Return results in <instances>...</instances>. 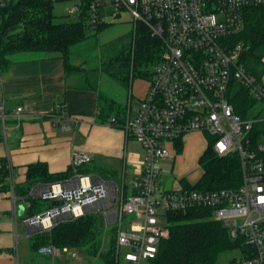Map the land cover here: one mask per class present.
<instances>
[{"label":"built area","instance_id":"1","mask_svg":"<svg viewBox=\"0 0 264 264\" xmlns=\"http://www.w3.org/2000/svg\"><path fill=\"white\" fill-rule=\"evenodd\" d=\"M12 1L0 0V6ZM48 1L64 3L67 15L94 29L128 12L135 30L139 23L143 24L161 40L163 48L145 95L136 99V106L130 95L123 111L108 119L121 126L127 136L138 139L146 152L141 172L133 177L131 191H125V174L120 179H107L78 172V166L91 162L93 156L74 152L73 175L34 185L29 190L31 197L49 202L45 209L21 220L30 233L36 229L49 231L61 220L98 211L106 224H117V264L122 255L126 264H152L161 241L170 233L167 213L203 209L209 212L208 217L223 222L232 239H241L245 245L231 264H264V113H238L231 100L236 83L255 100L264 99L262 78L243 64L244 57L239 58L245 50L243 44L233 41L244 26V9L264 4V0ZM23 109L24 105L17 106L14 114L20 115ZM8 113L3 97L0 122L5 128ZM81 120V116L70 114L63 128H73ZM191 132L206 135L205 149L212 141L217 155L240 157L241 178L237 186L198 187L204 172L199 162V178L179 176L180 187H175L174 178L172 188L165 189L169 177L164 183L159 180L161 161H174L184 136ZM6 165L17 221L14 171L8 160ZM53 200L58 203L50 206ZM126 214H134V218L124 228ZM67 249L49 243L38 251L54 258ZM14 251L18 264L17 248Z\"/></svg>","mask_w":264,"mask_h":264},{"label":"trees","instance_id":"2","mask_svg":"<svg viewBox=\"0 0 264 264\" xmlns=\"http://www.w3.org/2000/svg\"><path fill=\"white\" fill-rule=\"evenodd\" d=\"M53 7L54 4L48 0H14L0 6V70L8 69L13 63L12 55L21 51L45 52L31 57H60L64 61L66 74L76 77L75 87L98 91L100 103L98 117L109 119L112 114L121 113L124 109L122 105L99 91L101 69L127 86H130L136 77H150L147 74L152 76V73L143 70L160 58L163 48L161 40L149 28L138 27L133 43H126L122 39L115 41L112 45L113 53L102 60L101 68L90 67L87 60L76 50V46L86 40L88 28L79 20L57 21ZM233 41L243 44L246 50L245 65L248 70L262 78L264 4L244 9V26L233 36ZM236 86L231 100L236 112L246 114L247 108L244 103L249 92L238 83ZM2 139L3 135L0 134V141ZM212 143L209 142L199 158L204 172L198 187L220 189L237 186L241 178L240 157L236 154L219 156ZM181 146L178 148L180 151ZM1 162L0 182H4L9 170L6 165L7 159H1ZM97 168L101 169V173L95 170ZM77 171L97 173L103 178H106L102 174L104 171H109L106 173L114 178L119 176L117 170L93 164L92 161L78 166ZM73 174L72 165L66 171L51 173L44 162L29 164L26 183L16 185L15 188L20 200L30 202L24 216L35 214L49 206L48 201L29 195V190L34 185L64 180ZM127 190L126 187L125 191ZM208 215L209 212L203 209L168 212L170 233L161 241L152 264H214L223 251L242 250L245 247L241 239L230 237L223 222ZM104 229L105 223L99 212L89 211L77 218L61 220L49 231L39 229L31 231L30 245L32 248L49 243L61 247L87 245L89 253L100 254L103 257L104 264H117L114 253L115 235L112 236L111 247L107 251L102 250L106 234Z\"/></svg>","mask_w":264,"mask_h":264},{"label":"crops","instance_id":"3","mask_svg":"<svg viewBox=\"0 0 264 264\" xmlns=\"http://www.w3.org/2000/svg\"><path fill=\"white\" fill-rule=\"evenodd\" d=\"M1 76L0 99H6L9 130L6 123L4 140L0 141V166L4 158L11 163L15 188L26 183L29 164L44 162L51 173L63 172L72 165L74 152L90 153L92 162L117 170L118 175L119 167L123 169L122 175H126L129 165L135 169L134 173L141 172L144 158L140 160L131 148L136 138L127 136L121 126L109 123L106 117H98V91L75 87L76 77L66 74L62 58L19 57L13 60L8 69L1 71ZM140 78L134 79L130 85L132 97L140 98L147 91L148 81ZM19 105H24V109L20 115H16L14 112ZM70 114L79 115L82 120L73 128L64 129L63 125ZM204 135L201 132L190 133V140L186 142L189 144L187 151L179 164L180 170L196 159L199 162L206 147L202 140L206 137ZM184 145L185 142L182 149ZM120 178V175L107 177ZM15 195L17 221H14V201L9 180L0 182V264H16L14 250L17 248L19 253V239L23 230H19V224L28 201L20 200L16 191ZM22 224L29 236V228Z\"/></svg>","mask_w":264,"mask_h":264},{"label":"rangeland","instance_id":"4","mask_svg":"<svg viewBox=\"0 0 264 264\" xmlns=\"http://www.w3.org/2000/svg\"><path fill=\"white\" fill-rule=\"evenodd\" d=\"M64 3L58 2L54 4L53 11L56 15L57 21H66V20H73L69 15H67ZM110 19V18H109ZM144 26L143 24L139 23L138 27ZM88 36L85 41L79 43L76 46V50L81 54L82 58L87 60V64L90 67H100L102 60L106 59L110 54L113 53L112 45L115 41L124 42H131L133 43L135 38V22L132 16L128 12H123L121 15L112 17V20H109L107 24H103L98 29L88 28ZM45 52H32V51H21L17 52L12 55V59H16L19 57H27L31 55H39L44 54ZM159 60V59H158ZM156 61L154 64H149L146 66L143 71H147L146 73H153V69ZM243 64H246V59H242ZM87 64L85 66H87ZM101 68V67H100ZM145 73V72H144ZM150 77L146 76H139L136 79H146L149 81L151 79V75L147 74ZM262 81L264 82V73L262 75ZM237 83L234 85L233 90L231 92V99L232 95L235 93L237 89ZM99 91L110 96L115 100L117 104H122V107L125 108L128 104V98L130 96V86L124 85L117 79L110 76L107 72L102 71L100 73V80H99ZM135 96H133V105L136 106ZM139 99V98H137ZM244 105L246 106V110H251L252 112H261L264 113V99L262 100H255L249 94L245 99ZM264 126V124H263ZM7 127L9 130V122L7 123ZM5 127L0 122V133L2 135L5 134ZM5 136V135H4ZM190 133L184 136L185 145L179 155L176 156L175 160L172 159H163L161 161L162 165V172L159 180L164 183L166 179L170 176L175 178L174 185L176 188L181 186V182L179 181V176H185L187 178L197 179L202 174V166L199 164L198 159L194 161V163L190 164L184 170L179 169V164L181 163L182 155L186 153L187 144L190 140ZM205 136V135H204ZM208 136V135H207ZM4 140V139H2ZM204 144L207 143V138H202ZM187 142V143H186ZM180 147V146H179ZM178 147V148H179ZM138 155L140 160H143L145 157V149L141 142L138 139L133 140V144L131 147ZM180 151V150H178ZM100 164L96 161L93 164ZM112 165V164H111ZM114 166V165H113ZM120 170V177H122V170L121 167L118 168ZM98 173H101V169H95ZM135 169L133 166H128L126 170V177L125 182L128 186V193L131 191V183L134 176L138 174L134 173ZM109 173V171H106ZM105 171L103 174L104 177H110V174H107ZM93 173V172H92ZM99 215L101 213L99 212ZM102 217V216H101ZM134 218V214H126L124 216L123 227H127V223L130 219ZM21 220V219H20ZM104 223L106 222L105 219L102 217ZM21 230L20 239H19V260L18 264H104V259L100 254H91L87 250V245H79V246H69L67 250H62L60 254L56 255L54 258L49 254H43L38 251V248H32L30 245V238L28 233L23 226L22 222L20 221L19 230ZM105 241L104 247L102 250L107 251L111 247L112 243V236L115 235L117 231V224H106L105 223ZM116 243V242H115ZM124 249V248H123ZM115 250V247H114ZM240 255L239 249H228L223 251L219 254L217 261L214 264H231L232 260ZM119 264H126L123 255Z\"/></svg>","mask_w":264,"mask_h":264},{"label":"water","instance_id":"5","mask_svg":"<svg viewBox=\"0 0 264 264\" xmlns=\"http://www.w3.org/2000/svg\"><path fill=\"white\" fill-rule=\"evenodd\" d=\"M245 53H246V50H242L241 51V53H240V55H239V58L241 59V58H243L244 57V55H245ZM173 179H174V177H169V179L167 180V183H166V186H165V189H171L172 188V182H173ZM58 203V201L57 200H53L51 203H50V206H53V205H55V204H57ZM22 208V207H21ZM21 211H22V209H21Z\"/></svg>","mask_w":264,"mask_h":264}]
</instances>
